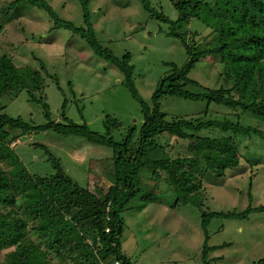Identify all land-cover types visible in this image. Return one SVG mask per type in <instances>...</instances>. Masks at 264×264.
Listing matches in <instances>:
<instances>
[{"label": "rangeland", "instance_id": "obj_1", "mask_svg": "<svg viewBox=\"0 0 264 264\" xmlns=\"http://www.w3.org/2000/svg\"><path fill=\"white\" fill-rule=\"evenodd\" d=\"M12 1L0 0V19L7 36H1L2 45L19 67L43 64L47 69L51 78L44 76L42 90L33 94L46 100L51 120L64 122L65 101V116L72 122L86 123L90 131L107 135L115 142H121L135 129L136 141L145 117L141 104L132 98L125 85L123 72L95 54L78 34L63 27L69 24L73 29H86L85 0H46L53 18L31 5L10 7ZM149 3L173 24L153 18L138 0H90L86 10L99 45L118 60L130 54L135 89L142 103L151 108L152 96L162 79L180 71L188 61L182 42L167 34L182 35L196 51L206 47L216 35L197 19L188 24L175 23L178 12L170 0H149ZM220 69L215 59L200 58L188 72L194 84L184 89L200 94L228 88L231 80L222 76ZM3 104L10 117H20L34 125L47 122L40 103L31 100L26 91L4 100ZM159 104L167 121L176 118L196 121L203 119L207 110L206 102L169 96L162 97ZM209 116L233 122L239 116L245 126L264 131V121L252 112H235L210 104L208 119ZM222 133V137H231V132ZM199 136L220 139L217 131L204 130ZM156 142L166 144L165 151L172 158L189 157V149L193 148L187 140L169 134H162ZM234 142L237 161L223 167L222 174L209 169L206 163L183 171L190 173L187 179L192 183V192L182 184L179 188L171 184L166 173L160 172L161 179L160 173L153 176L147 168L141 170L140 185L144 190L119 217L123 222L121 253L131 264H203L204 214H239L249 206L264 207V140L239 135ZM10 147H14L30 175L48 177L54 173L48 152L74 183L94 195L105 194L114 182L112 150L81 137L40 131L20 138ZM206 234L207 246L214 247L208 254V264H254L264 255L263 212L252 211L238 218H209Z\"/></svg>", "mask_w": 264, "mask_h": 264}, {"label": "trees", "instance_id": "obj_2", "mask_svg": "<svg viewBox=\"0 0 264 264\" xmlns=\"http://www.w3.org/2000/svg\"><path fill=\"white\" fill-rule=\"evenodd\" d=\"M89 1L85 0L83 5L86 29H73L69 24L63 27L70 28L95 54L123 72L132 98L142 106L145 122L136 141L135 129H131L121 142H115L107 135L90 131L86 123L76 124L67 119L65 101L62 104L64 122L51 120L46 100L33 94L42 90L44 76H51L43 64L39 67L16 64L14 56L2 45L1 36H6V30L0 19V264H131L121 253L123 222L119 217L127 204L144 190L140 185L142 169L152 171L153 176L166 173L171 184L178 188L182 184L192 192V183L187 179L190 173L183 172L186 168L206 163L209 169L222 174L223 167H230L237 161L238 150L234 142L237 136L264 140V131L245 126L239 116L235 117V122L227 118H207L208 106L216 104L235 112H252L264 121V0H170L178 12L175 23L188 24L197 19L216 36L206 47L196 51L182 35L167 34L182 42L188 61L180 71L162 79L152 96L151 108L142 103L135 89L130 54L118 60L99 45L86 10ZM138 1L153 18L172 23L162 12H155L149 0ZM21 5H31L45 10L52 18L55 16L46 0H13L9 3L10 7ZM204 56L219 63L221 75L231 80L228 88L200 94L184 89L194 84L188 78V72ZM21 91H26L31 100L40 103L47 120L45 124L34 125L5 113L3 101L16 97ZM166 96L206 102L205 119L165 120L159 100ZM49 130L60 135L78 136L112 150L114 182L105 194L94 195L79 187L48 152L46 155L54 173L48 177L28 173L10 145L26 135ZM204 130L208 133L217 131L220 139L199 136ZM222 132H231V137H222ZM162 134L187 140L189 146H193L189 149V157H170L165 151L168 146L156 142ZM141 198L144 200L145 196ZM252 211L264 213V207L249 206L239 214H204L201 224L205 234L203 264H208V254L214 249L206 243L209 218H238ZM254 264H264V255Z\"/></svg>", "mask_w": 264, "mask_h": 264}, {"label": "built area", "instance_id": "obj_3", "mask_svg": "<svg viewBox=\"0 0 264 264\" xmlns=\"http://www.w3.org/2000/svg\"><path fill=\"white\" fill-rule=\"evenodd\" d=\"M114 264H117V262H115Z\"/></svg>", "mask_w": 264, "mask_h": 264}]
</instances>
